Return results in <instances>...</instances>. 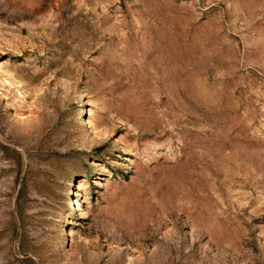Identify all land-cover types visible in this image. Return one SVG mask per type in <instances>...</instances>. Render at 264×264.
Masks as SVG:
<instances>
[{
	"label": "rangeland",
	"instance_id": "rangeland-1",
	"mask_svg": "<svg viewBox=\"0 0 264 264\" xmlns=\"http://www.w3.org/2000/svg\"><path fill=\"white\" fill-rule=\"evenodd\" d=\"M0 264H264V0H0Z\"/></svg>",
	"mask_w": 264,
	"mask_h": 264
}]
</instances>
